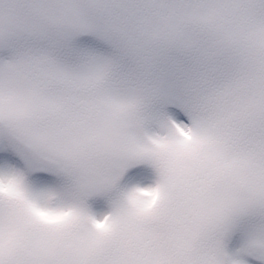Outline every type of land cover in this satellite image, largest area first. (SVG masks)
Instances as JSON below:
<instances>
[{"label":"snow or ice","instance_id":"6c2138e0","mask_svg":"<svg viewBox=\"0 0 264 264\" xmlns=\"http://www.w3.org/2000/svg\"><path fill=\"white\" fill-rule=\"evenodd\" d=\"M0 264H264V0H0Z\"/></svg>","mask_w":264,"mask_h":264}]
</instances>
